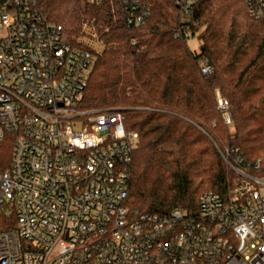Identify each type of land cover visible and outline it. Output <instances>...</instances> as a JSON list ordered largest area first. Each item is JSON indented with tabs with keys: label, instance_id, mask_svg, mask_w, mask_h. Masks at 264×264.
<instances>
[{
	"label": "built area",
	"instance_id": "1",
	"mask_svg": "<svg viewBox=\"0 0 264 264\" xmlns=\"http://www.w3.org/2000/svg\"><path fill=\"white\" fill-rule=\"evenodd\" d=\"M121 1L128 24H143L141 0ZM247 2L264 16V0ZM95 63L37 0H0V140L15 135L0 202L16 212L0 264H264V172L228 162L242 178L226 195L203 192L193 213L130 208L139 134L120 110L81 107ZM217 108L234 131L220 91Z\"/></svg>",
	"mask_w": 264,
	"mask_h": 264
},
{
	"label": "trees",
	"instance_id": "2",
	"mask_svg": "<svg viewBox=\"0 0 264 264\" xmlns=\"http://www.w3.org/2000/svg\"><path fill=\"white\" fill-rule=\"evenodd\" d=\"M185 1L141 0L144 23L129 25L121 0H37L70 43L91 47L88 37L103 45L94 49L81 107L120 110L138 132L133 211H197L203 192L226 195L242 178L228 162L264 172V16L253 15L247 0H193L186 8ZM194 36L198 50L188 42ZM217 91L230 102L234 131ZM14 139L6 132L0 140V197ZM15 226L14 207L0 202V230Z\"/></svg>",
	"mask_w": 264,
	"mask_h": 264
},
{
	"label": "rangeland",
	"instance_id": "3",
	"mask_svg": "<svg viewBox=\"0 0 264 264\" xmlns=\"http://www.w3.org/2000/svg\"><path fill=\"white\" fill-rule=\"evenodd\" d=\"M82 40L86 41V43L88 42L90 44L91 48H93V49H96L98 51H101L103 49V45L98 41L97 38L83 37ZM188 42H189V45L192 49L198 50L199 42H198V39L196 38V36L190 37Z\"/></svg>",
	"mask_w": 264,
	"mask_h": 264
}]
</instances>
